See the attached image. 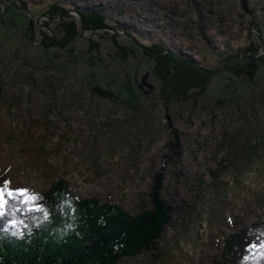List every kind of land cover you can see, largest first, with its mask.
I'll return each mask as SVG.
<instances>
[{"label": "rangeland", "instance_id": "obj_1", "mask_svg": "<svg viewBox=\"0 0 264 264\" xmlns=\"http://www.w3.org/2000/svg\"><path fill=\"white\" fill-rule=\"evenodd\" d=\"M54 3L77 22L99 7L113 28L61 45ZM258 29L264 0H0L1 181L37 197L63 180L136 214L160 179L170 222L118 264H213L226 235L264 219V60L254 79L233 72L249 57L213 72L263 57ZM150 46L189 56L207 84L176 100Z\"/></svg>", "mask_w": 264, "mask_h": 264}, {"label": "trees", "instance_id": "obj_2", "mask_svg": "<svg viewBox=\"0 0 264 264\" xmlns=\"http://www.w3.org/2000/svg\"><path fill=\"white\" fill-rule=\"evenodd\" d=\"M76 10L82 15L85 30L113 28L99 7ZM47 13L50 19L58 14L59 19L70 20L60 24L66 30V37L59 44L80 34L81 21L73 19L66 8L54 3ZM258 32L264 39L261 29ZM150 48L161 53L156 56L157 63L164 66L160 65L164 80L173 86L176 100L184 101L181 98L190 93L188 86L207 84L211 72L189 56L177 55L162 46ZM258 49V46L252 47L250 50L254 52L249 55L258 54ZM231 56L240 58L238 54ZM261 60L264 56H249L233 72L238 75L249 69L248 74L254 79ZM1 179L0 176V182ZM152 190L151 206L136 214L126 213L96 197L79 200L63 180L37 196L34 204L12 200L6 206L5 215L0 217V264H118L122 258L158 243L170 222L173 206L161 193L160 179ZM13 220L15 225L11 223ZM261 236H264V219L253 222L250 229L229 233L223 240L222 258L215 259L213 264H264L261 249L249 251L250 243Z\"/></svg>", "mask_w": 264, "mask_h": 264}, {"label": "snow or ice", "instance_id": "obj_3", "mask_svg": "<svg viewBox=\"0 0 264 264\" xmlns=\"http://www.w3.org/2000/svg\"><path fill=\"white\" fill-rule=\"evenodd\" d=\"M36 199L37 197L30 194L29 190L24 188L13 189L10 187L9 181H2L0 182V217L5 215L6 206L10 201L16 200L19 203L27 205L29 203L34 204ZM11 223L15 225V220L11 221ZM257 248L262 250L260 255L264 256V236L257 237L250 243L249 251Z\"/></svg>", "mask_w": 264, "mask_h": 264}, {"label": "water", "instance_id": "obj_4", "mask_svg": "<svg viewBox=\"0 0 264 264\" xmlns=\"http://www.w3.org/2000/svg\"><path fill=\"white\" fill-rule=\"evenodd\" d=\"M78 14H79V16H80V20H81V33L83 34L84 31H85V30H84V29H85V26H84V20H83V18H82V15H80V13H78ZM253 25H254V22H253ZM258 36H259L261 42H263V44H264V39H263L262 35L260 34V32H258ZM249 56H250V55L243 56L242 58H240V60H239L238 62L234 63L233 65L228 66V67H225V68H220V69L213 70V72H218V71H223V70H231V69H233L234 67L238 66L240 63H242V61H243L244 59H246L247 57H249ZM251 56H253V57H258V56H260V53H258V54H253V55H251Z\"/></svg>", "mask_w": 264, "mask_h": 264}]
</instances>
